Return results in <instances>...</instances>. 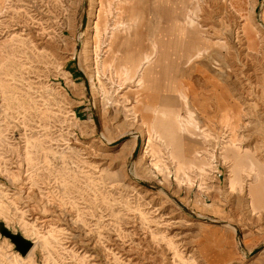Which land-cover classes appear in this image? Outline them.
Segmentation results:
<instances>
[{"label": "rangeland", "instance_id": "rangeland-1", "mask_svg": "<svg viewBox=\"0 0 264 264\" xmlns=\"http://www.w3.org/2000/svg\"><path fill=\"white\" fill-rule=\"evenodd\" d=\"M0 219V264H264V0H0Z\"/></svg>", "mask_w": 264, "mask_h": 264}, {"label": "water", "instance_id": "water-1", "mask_svg": "<svg viewBox=\"0 0 264 264\" xmlns=\"http://www.w3.org/2000/svg\"><path fill=\"white\" fill-rule=\"evenodd\" d=\"M138 146L135 148L133 156L138 152ZM151 188V186L144 185ZM178 204L185 210L186 207L183 206L179 201ZM187 210V209H186ZM0 236L6 237L13 244V250L19 252L22 256H25L31 249L33 242L31 239L25 238L18 230L13 231L0 220Z\"/></svg>", "mask_w": 264, "mask_h": 264}, {"label": "crops", "instance_id": "crops-1", "mask_svg": "<svg viewBox=\"0 0 264 264\" xmlns=\"http://www.w3.org/2000/svg\"><path fill=\"white\" fill-rule=\"evenodd\" d=\"M136 22L137 20H133V25H132V28H134L136 26ZM147 50H144L138 57H134L133 56H124V57H121L119 54L117 55L118 58L120 59H117V63L119 64H123V63H132V62H140L141 64H145L146 63V60H145V55L144 53L146 52Z\"/></svg>", "mask_w": 264, "mask_h": 264}, {"label": "bare ground", "instance_id": "bare-ground-1", "mask_svg": "<svg viewBox=\"0 0 264 264\" xmlns=\"http://www.w3.org/2000/svg\"><path fill=\"white\" fill-rule=\"evenodd\" d=\"M86 17H87V21L89 20L88 19V15L86 14ZM87 24H88V22H87ZM79 53H78V51H76V53H75V55H78ZM188 55V54H187ZM197 55V54H196ZM190 58V57H189ZM227 119H225L224 121H226ZM145 143V139L143 138V136H142V138L140 137V139L139 140H137V146L139 147L138 149H140V147L143 145ZM136 147V146H135ZM143 147V146H142ZM4 224H5V222L2 220V219H0ZM5 226H7L6 224H5ZM8 227V226H7ZM18 231L22 234V232L18 229ZM23 235V234H22ZM24 236V235H23ZM25 238H28V239H31L32 240V242H33V245H32V247H31V249L28 251V253L25 255V256H22L19 252H17V251H13L14 253H18L22 258H24V257H26L28 254H29V252H31L32 251V249H33V247H34V245H35V241L32 239V238H30V237H26V236H24ZM2 240H8V242H9V244H11L12 245V247H13V244L9 241V239L8 238H6V237H2L1 238ZM18 254L16 255V254H13L14 255V257L16 258V259H19L20 260V258H18ZM21 261V260H20Z\"/></svg>", "mask_w": 264, "mask_h": 264}]
</instances>
